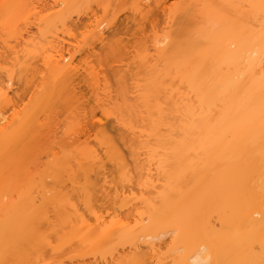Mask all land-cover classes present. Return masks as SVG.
<instances>
[{
    "label": "bare ground",
    "instance_id": "bare-ground-1",
    "mask_svg": "<svg viewBox=\"0 0 264 264\" xmlns=\"http://www.w3.org/2000/svg\"><path fill=\"white\" fill-rule=\"evenodd\" d=\"M87 1L54 0L53 3L42 2L35 6L36 3L31 0H0V35L20 23L26 27L25 30L31 27V14L23 11L29 5L36 9L33 16L36 15L37 20L55 18L63 25L68 24L75 31L68 33L71 38L83 36L86 32L97 34L95 42L80 50L70 42L66 41L65 45V41L61 40L56 41L53 50L48 53L44 65L53 81L50 91L41 99L44 109L39 112L43 118L36 119L31 129V155L45 143L49 145L45 152L57 158L63 153L64 143L76 144L81 136L84 140L89 139L91 134L94 138L107 139L103 128L88 121L89 116L92 120L96 118V107L102 115L112 110L120 113L136 110L135 116H141L138 117L145 123L149 138L141 139L143 134H139L140 140L130 144V139L128 145L122 141L124 146L131 150V155L132 149H135H131L132 146L136 149L152 147L153 144L161 147L164 158L170 159L172 169L167 172L171 173L165 174L166 184L163 187L154 188L157 189V192L154 191L156 194L151 200H146L147 217L139 215L134 228L126 224L108 225L101 215L93 211V205L98 200L90 196L84 184L79 185V179L83 177L86 183L91 180L92 172L96 176L95 169L99 165L93 161L95 157L85 174L70 168L65 177L51 178L57 193L31 199V207L34 210L50 207L57 212L58 206L63 205V225L55 228L46 216L45 224L41 226L45 225L44 229L39 227L32 233L31 224L26 227L12 225L8 224L9 219H5L0 223V264H18L21 259H30L36 242L42 244L39 255H44L47 247L50 251L64 248L77 250L81 241L92 245L105 244L117 237L129 242L133 249L124 253V257L113 255L110 261L100 262L81 259L71 264H125L126 257L138 261L143 254L138 250L140 235L137 236L135 231L146 226L145 219L151 224L153 218L164 216L165 223L168 219L173 221L184 237L194 235L199 238L203 224L198 219L213 213L219 226L218 235L200 242L184 264H264V189L256 193L254 186H248L254 171L264 175V0H252L245 12L240 11L245 0H213L214 4L216 1L233 8L241 18L237 27H227L233 13L225 14L211 6L199 24H194L198 30L188 51L167 42L156 48L149 59H138L135 68L131 67L133 70L128 66L129 61L124 63L128 59L125 57L130 54L126 56V52L141 39L147 26L151 30L156 27L154 17L146 19L147 12L143 7L138 16L131 13L124 16V20L119 19L120 13L126 9L113 12L107 8L119 0H102L95 8L79 9ZM153 2L161 8L165 7L164 0ZM98 8L103 11L101 15H97ZM54 9L55 13L50 14ZM166 9L170 13L171 8ZM257 14L261 17L257 18ZM128 19L130 22H125ZM256 25L259 27L256 28ZM105 33L113 36L111 40ZM119 35L130 39L124 38V41L122 38L125 36L118 39ZM114 36L118 37L110 42ZM23 43L29 47L31 36L27 35ZM19 44L0 40V60L11 64L9 70L0 72V78L4 76L9 81L13 77ZM174 49L178 51L174 52ZM29 52L27 49L25 53L27 60L30 59ZM23 70L26 76L30 70L28 61ZM139 76H143L146 83L137 85V93L131 98H127L126 93V96L121 95L119 84ZM110 77L116 85L112 90L108 81ZM168 79L177 80L187 88L188 98L180 99L181 106L180 102L172 105L176 94ZM98 91L106 93H102L104 97H101L108 103L106 109L100 103ZM3 95H7L6 91ZM90 101H99L100 104H93L96 107L86 110L85 105H89ZM140 107L144 110H139ZM65 112H69L78 128L60 134V116ZM5 119L0 111V131L6 127ZM161 126H167L165 134L161 133ZM2 137L0 135V139ZM106 139L108 149L120 160L116 146ZM152 150L155 152V149ZM9 151L14 153L15 147ZM152 152L149 157L154 155ZM198 161L203 164V169ZM10 168L15 170V158L11 159ZM185 180L189 183L186 190ZM67 181L71 186L67 185ZM73 199L79 204L71 202ZM250 199H255L256 208L250 207ZM81 208L83 211H80ZM5 209L8 216L14 207ZM84 212L94 217L95 224L86 218ZM206 223L203 229H215V221L209 219ZM51 239H57L62 244L55 248ZM149 244L153 248V243Z\"/></svg>",
    "mask_w": 264,
    "mask_h": 264
},
{
    "label": "rangeland",
    "instance_id": "rangeland-1",
    "mask_svg": "<svg viewBox=\"0 0 264 264\" xmlns=\"http://www.w3.org/2000/svg\"><path fill=\"white\" fill-rule=\"evenodd\" d=\"M31 1H34L36 3L35 6H37L42 2L53 3L54 0ZM100 1L102 0H88L79 9L89 10V7L95 8V5ZM164 1V8L159 7V4L156 5L153 0H119L117 4L107 6L113 12L119 9H126L120 13L119 19L122 20H124V16H129L131 13L138 16L139 10L143 7H145L144 11L147 12L145 14L146 19L154 17L156 27L151 30L147 26L141 39L136 42L135 48L128 47L126 56L130 53L129 57L124 56L128 59L123 61L124 63L130 62L128 64L130 69L135 68L134 66L137 65L135 62H139L138 59H149L151 55L155 54L156 48H161L167 42H173L175 47L188 51L193 45L192 37L198 30L194 24H199V21L206 15L211 6L217 7L218 11L225 14L228 12L233 13L227 22L229 29L237 27L241 19L240 16L236 15L232 7L222 6L216 1L214 4L213 0ZM258 1L261 2V0H256V2ZM251 2L252 0L243 1L240 11L245 12L248 10ZM225 7H228V9ZM32 8L33 6L29 5L23 9L27 14H31L30 28L25 30L26 27L24 28L20 23L18 26L4 30L0 35V40L20 43L16 47L18 60L13 68V77L9 81L4 76L0 78V111L6 117V127L0 131V135L3 136L0 139V223L5 219H9L8 224L12 225L26 227L27 224H31V232L33 233L45 224L44 218L48 216L51 224H54L55 228H60V225H63V205L58 206L57 212L50 207L34 210L31 207V199L45 198L57 193L58 189L52 185L51 178H59L62 175L65 177L70 168L73 170L78 169L81 174H85L88 172V165L95 161L99 165L98 168L95 167L96 176L94 177L93 172L92 174L90 173L91 180L86 183L83 177L79 179V185L84 184L89 190L90 196L98 200L93 205V211L96 215H101L108 225L117 223L126 224V226L129 225L133 228L137 227L135 222L139 218V215L144 218L147 217L148 208L146 209V200H151L156 194L157 189L155 190L154 188L158 187L159 189V185L163 187L166 184L165 174L171 173L167 171H170L172 167L170 159L164 158L165 155L162 154V148L156 147L155 144H153L154 146L151 144L154 148L136 149V146H132L131 149L135 148L134 150L132 149L133 155H131V150L124 146L123 142H126L128 145L130 139V144L136 143L142 134L141 139L149 138L144 128L145 123L141 122V119L138 117L140 115L135 116L136 110L134 112L124 111L122 113L112 110L106 111V114L102 115L99 108L96 107L99 101L96 102L97 105L95 101L93 103L90 101L89 105H85L86 110L92 108L93 104L96 105L94 106L96 107V118L92 120L89 116L88 121L105 130L104 132L108 136L107 139H110L111 143L116 146L120 160L116 158L115 153L111 149H108V144L106 145L105 141L106 137H99L97 135L98 137L94 138V134H91V137L87 140H84L82 136L79 137L80 140L73 145L64 143L63 153L57 158H54L51 153L45 152V149L49 146L46 143L39 150L36 148L33 155H31V129L34 127L36 119L41 120L43 118L40 114L41 110L44 109L41 99L50 91V85L53 81L52 75H49L44 65L48 53L53 50L56 41L60 42L63 40L65 41V45L66 41L70 42L75 49L80 50L81 47L85 48L90 42H95L97 35L96 33L91 34L90 32H86L83 36L77 35L75 39L71 38L68 36V33L75 31L71 27H68V24L63 25L62 22L55 18L37 20V16H33L36 9ZM166 8H171L170 13H168L169 11ZM56 9L51 10L49 13H55ZM98 10L97 15H101L103 11L100 8ZM111 11L109 15L107 14L108 19L110 18ZM259 17L261 15L257 14V18ZM126 21L128 23L130 19ZM145 24H147V20H145ZM258 27L259 25H256V28ZM106 34L108 38L109 34L105 33V36ZM27 35L31 36V45L29 47H25L23 43ZM119 36H117L118 39L125 35ZM111 37L113 36L109 35L108 39L111 40ZM117 37L114 36L113 40L109 41L113 42ZM124 38L130 39L125 36L122 38L124 41H126ZM27 49L30 51L29 60H27L25 55ZM176 50L178 51V49H174V52ZM26 61L30 63V70L24 76L25 72L22 73V71H24L23 68ZM10 66V62L0 60L1 73L9 70ZM108 81L111 90L116 88L115 82L111 77ZM145 83L146 80H143V76H139L125 79L123 83L119 84V88H117L120 90L121 95L126 93L127 98H131L137 93V85ZM168 83L173 84L171 88L176 94L172 105L179 103L180 99L185 96L188 98L187 88L184 85L172 79H168ZM26 86L27 90L24 91ZM5 91L7 93L6 96L3 95ZM98 93L101 95L100 103H103L106 109L108 103L104 101V98H101L106 93L101 91H98ZM140 102L141 105L144 104L142 99ZM182 104L180 102V106ZM139 110L143 111L144 108L140 107ZM175 114L180 115L178 113ZM69 115V112H65L60 116V134L69 133L78 128L75 125L76 122H73ZM116 117L117 119H115ZM82 125L84 124L82 123ZM160 131L165 134L167 126H161ZM134 134H137L138 137ZM132 136H134V139H132ZM13 146L15 147V152L10 153L9 150ZM148 149L151 152L153 151L152 149H155V152H152L154 155L151 157H149L151 152H148ZM262 154L264 155V148ZM93 157L95 159L91 161ZM12 158H15L16 161L14 171L10 168ZM197 163L199 167L204 168L200 161ZM119 164L121 165L119 166ZM121 166L124 168H121ZM185 182L184 190L189 186L188 180H185ZM67 185H70L68 181ZM248 186L251 188L254 186L253 188L256 193L261 192L264 189V175L261 172L254 171ZM68 189L70 188L68 187ZM154 191H156L155 194ZM66 192L70 194L69 190ZM71 202L78 203L75 199ZM102 203L104 204L102 205ZM78 204L77 206L80 207L81 205ZM6 207H14V210L8 213V216L6 215ZM250 207L252 209L257 207L255 199H250ZM80 211H83V209L81 208ZM85 212L86 218L88 217L90 222L95 224L94 217ZM215 218L216 214L213 213L207 217L198 219L200 220L199 223L203 225H207L206 221L209 219L211 222L215 221V229H210V227L203 229L204 226H201L199 238L194 235L184 237L183 233L177 229L176 224H173V221L168 219L166 220L167 223H165L164 216L157 217L156 219L153 218L151 224L149 220L147 222L145 219L144 224L146 226L139 227L135 231L137 236L140 235L137 244H139L138 250L142 252L143 256L138 261L130 260L126 257L125 264H184L187 256L197 248L200 242L218 235L219 226ZM44 226L41 228L44 229ZM72 236H74L73 233ZM51 240V245L55 246V248H58L62 244L57 239ZM81 242L77 250L64 248L50 251L48 250L49 247H47L43 253L44 255H39L42 244L36 242V247L33 250L31 249V258L24 260L25 264H71L81 259L85 261L96 259L97 262L110 261L113 255L124 257V253L133 250L128 245L129 242H125L122 238L120 240L119 237L105 244L92 245L87 242ZM149 243H153V248H150ZM24 261L21 259L18 264H24Z\"/></svg>",
    "mask_w": 264,
    "mask_h": 264
}]
</instances>
